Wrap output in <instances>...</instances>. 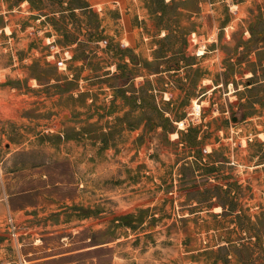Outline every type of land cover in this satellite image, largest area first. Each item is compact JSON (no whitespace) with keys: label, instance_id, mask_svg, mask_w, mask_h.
Listing matches in <instances>:
<instances>
[{"label":"rangeland","instance_id":"1","mask_svg":"<svg viewBox=\"0 0 264 264\" xmlns=\"http://www.w3.org/2000/svg\"><path fill=\"white\" fill-rule=\"evenodd\" d=\"M0 196L4 262L264 264V0H0Z\"/></svg>","mask_w":264,"mask_h":264},{"label":"trees","instance_id":"2","mask_svg":"<svg viewBox=\"0 0 264 264\" xmlns=\"http://www.w3.org/2000/svg\"><path fill=\"white\" fill-rule=\"evenodd\" d=\"M81 8L82 9H84V10H87V8H86V5H83V6H81ZM146 97H148V99H150L151 98V95L150 94H147V96ZM161 116H162V114H161ZM164 121L165 122H167V123H169V120H168V118L166 119H164ZM170 126V125H169ZM167 127L165 126V129H166ZM188 134L187 135H190L191 133H195L196 132V129H194V128H189L188 130ZM193 141H194V137H193ZM186 143H190V141L189 140H187L186 141ZM196 165V166H195ZM192 164V170L193 171H195V170H198V169H196V167L198 166V164ZM188 167V165H184L183 166V168H187ZM203 167H204V171L206 172L205 173V176L206 177H210L211 176V174L214 172V170H215V167L213 166V165H208V164H204L203 163ZM219 187V185H210L209 187H208V189L207 190H209L210 188H217V189H220V188H218ZM228 192V191H227ZM223 209V211L224 212H226V214H235V215H237L238 217H239V212H240V210H237V209H235V207H233V203L232 202H230V204H229V207H228V209H225V207H223L222 208ZM228 212V213H227ZM116 220H119V219H116ZM126 225H129V224H126ZM262 247H264V245H262Z\"/></svg>","mask_w":264,"mask_h":264},{"label":"built area","instance_id":"3","mask_svg":"<svg viewBox=\"0 0 264 264\" xmlns=\"http://www.w3.org/2000/svg\"><path fill=\"white\" fill-rule=\"evenodd\" d=\"M70 53L69 52H66L65 53V55H69ZM200 113H201V107H200V105H197L196 107L194 106L193 107V116H194V118H193V120L194 119H197L196 117H199V115H200ZM192 120V121H193ZM193 123V122H192ZM181 124V123H180ZM183 124L184 123H182V125L181 126H183ZM0 264H12L11 262H4V261H2V260H0Z\"/></svg>","mask_w":264,"mask_h":264},{"label":"crops","instance_id":"4","mask_svg":"<svg viewBox=\"0 0 264 264\" xmlns=\"http://www.w3.org/2000/svg\"><path fill=\"white\" fill-rule=\"evenodd\" d=\"M5 197H7V196H5ZM3 201H4V198L2 197V196H0V211H4V203H3ZM1 253V252H0ZM51 258H54V256L53 257H51ZM0 260H2V258H1V256H0ZM50 260V259H49ZM3 261V260H2ZM42 261H48V258H44Z\"/></svg>","mask_w":264,"mask_h":264},{"label":"bare ground","instance_id":"5","mask_svg":"<svg viewBox=\"0 0 264 264\" xmlns=\"http://www.w3.org/2000/svg\"><path fill=\"white\" fill-rule=\"evenodd\" d=\"M197 106V104L195 105V107Z\"/></svg>","mask_w":264,"mask_h":264}]
</instances>
